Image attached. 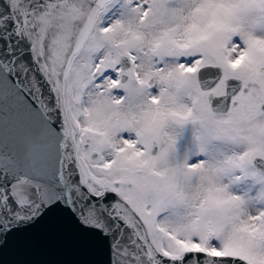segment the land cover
<instances>
[{
  "label": "snow or ice",
  "instance_id": "obj_1",
  "mask_svg": "<svg viewBox=\"0 0 264 264\" xmlns=\"http://www.w3.org/2000/svg\"><path fill=\"white\" fill-rule=\"evenodd\" d=\"M47 221L74 264H264V0H0V246Z\"/></svg>",
  "mask_w": 264,
  "mask_h": 264
},
{
  "label": "water",
  "instance_id": "obj_2",
  "mask_svg": "<svg viewBox=\"0 0 264 264\" xmlns=\"http://www.w3.org/2000/svg\"><path fill=\"white\" fill-rule=\"evenodd\" d=\"M99 258L82 255L76 239L56 221L44 222L0 246V264H74Z\"/></svg>",
  "mask_w": 264,
  "mask_h": 264
}]
</instances>
